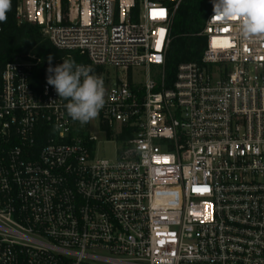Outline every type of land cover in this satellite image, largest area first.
<instances>
[{"label":"built area","instance_id":"built-area-1","mask_svg":"<svg viewBox=\"0 0 264 264\" xmlns=\"http://www.w3.org/2000/svg\"><path fill=\"white\" fill-rule=\"evenodd\" d=\"M181 2L18 0L105 104L82 125L38 62L0 71V264H264V36L213 10L169 78Z\"/></svg>","mask_w":264,"mask_h":264},{"label":"trees","instance_id":"trees-1","mask_svg":"<svg viewBox=\"0 0 264 264\" xmlns=\"http://www.w3.org/2000/svg\"><path fill=\"white\" fill-rule=\"evenodd\" d=\"M213 3L214 0H182L174 17L171 42L166 54L165 69L169 78L174 77L180 65L201 61L206 49V38L202 33L213 12ZM17 7L18 0H12L7 22L0 23V71L16 59L38 62L33 71V84L40 87L48 76L50 64L52 67L62 64L67 55L44 37L40 27L27 23L18 26ZM72 59L77 64L84 61L76 55Z\"/></svg>","mask_w":264,"mask_h":264},{"label":"clouds","instance_id":"clouds-1","mask_svg":"<svg viewBox=\"0 0 264 264\" xmlns=\"http://www.w3.org/2000/svg\"><path fill=\"white\" fill-rule=\"evenodd\" d=\"M11 6L12 0H0V23L7 22ZM213 10L214 16L225 20L242 17L239 31L245 38L264 36V0H214ZM47 72V84L66 101L64 107L72 120L84 125L98 117L105 104V87L90 65L77 64L68 57L55 67L50 64Z\"/></svg>","mask_w":264,"mask_h":264},{"label":"rangeland","instance_id":"rangeland-1","mask_svg":"<svg viewBox=\"0 0 264 264\" xmlns=\"http://www.w3.org/2000/svg\"><path fill=\"white\" fill-rule=\"evenodd\" d=\"M97 132V131H96ZM103 140L102 135H99ZM115 145L114 144H105L100 145L98 156L100 158L114 159Z\"/></svg>","mask_w":264,"mask_h":264},{"label":"snow or ice","instance_id":"snow-or-ice-1","mask_svg":"<svg viewBox=\"0 0 264 264\" xmlns=\"http://www.w3.org/2000/svg\"><path fill=\"white\" fill-rule=\"evenodd\" d=\"M162 14V13H161Z\"/></svg>","mask_w":264,"mask_h":264}]
</instances>
